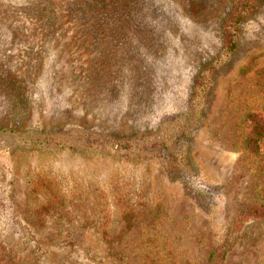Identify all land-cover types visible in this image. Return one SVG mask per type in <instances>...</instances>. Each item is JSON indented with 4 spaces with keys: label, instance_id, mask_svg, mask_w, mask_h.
I'll return each instance as SVG.
<instances>
[{
    "label": "rangeland",
    "instance_id": "rangeland-1",
    "mask_svg": "<svg viewBox=\"0 0 264 264\" xmlns=\"http://www.w3.org/2000/svg\"><path fill=\"white\" fill-rule=\"evenodd\" d=\"M231 5L0 0V128L66 142L0 136V264H264V222L243 220L264 205V5L192 102ZM129 138L167 158L116 152Z\"/></svg>",
    "mask_w": 264,
    "mask_h": 264
},
{
    "label": "trees",
    "instance_id": "trees-1",
    "mask_svg": "<svg viewBox=\"0 0 264 264\" xmlns=\"http://www.w3.org/2000/svg\"><path fill=\"white\" fill-rule=\"evenodd\" d=\"M264 0H232L230 10L225 15L222 22L223 52L220 58L215 61L207 62L197 73L195 78L194 90L192 94L193 104H202L207 99L212 90L215 77L219 73L221 60H229L238 50L242 27L251 19L256 17L262 10ZM9 136L13 139L17 147L23 148H46L50 149L55 136H47L45 140L35 136H29L25 133H18L14 130L0 128V136ZM113 146L116 152H126L128 158L145 159L149 157L167 158L168 146H162L161 142H155L154 138H129L113 139ZM261 138H253L255 144L259 143ZM54 143L64 144V137L59 135ZM44 144L46 146H44ZM147 145L151 146L149 152ZM172 148V147H171ZM169 156L167 160V171L170 178H176L181 174V167L188 163L189 158L182 152H177ZM248 217L258 218L264 222V205L255 206L247 210L244 219Z\"/></svg>",
    "mask_w": 264,
    "mask_h": 264
}]
</instances>
